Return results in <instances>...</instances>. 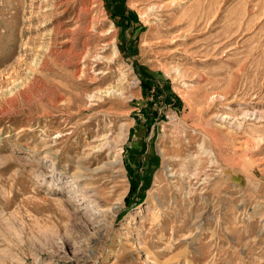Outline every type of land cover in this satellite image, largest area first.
I'll use <instances>...</instances> for the list:
<instances>
[{
  "label": "rangeland",
  "instance_id": "obj_1",
  "mask_svg": "<svg viewBox=\"0 0 264 264\" xmlns=\"http://www.w3.org/2000/svg\"><path fill=\"white\" fill-rule=\"evenodd\" d=\"M264 0H0V264H264Z\"/></svg>",
  "mask_w": 264,
  "mask_h": 264
},
{
  "label": "bare ground",
  "instance_id": "obj_2",
  "mask_svg": "<svg viewBox=\"0 0 264 264\" xmlns=\"http://www.w3.org/2000/svg\"><path fill=\"white\" fill-rule=\"evenodd\" d=\"M264 121V120H263Z\"/></svg>",
  "mask_w": 264,
  "mask_h": 264
}]
</instances>
